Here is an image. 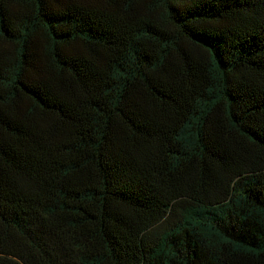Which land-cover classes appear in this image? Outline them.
I'll use <instances>...</instances> for the list:
<instances>
[{
  "label": "trees",
  "instance_id": "trees-1",
  "mask_svg": "<svg viewBox=\"0 0 264 264\" xmlns=\"http://www.w3.org/2000/svg\"><path fill=\"white\" fill-rule=\"evenodd\" d=\"M0 264H264V0H0Z\"/></svg>",
  "mask_w": 264,
  "mask_h": 264
}]
</instances>
